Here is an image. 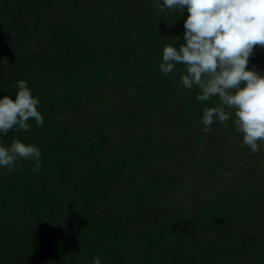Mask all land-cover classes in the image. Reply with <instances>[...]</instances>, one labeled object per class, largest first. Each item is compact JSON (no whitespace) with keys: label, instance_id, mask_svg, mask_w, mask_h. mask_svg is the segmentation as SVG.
Masks as SVG:
<instances>
[{"label":"trees","instance_id":"16d2710c","mask_svg":"<svg viewBox=\"0 0 264 264\" xmlns=\"http://www.w3.org/2000/svg\"><path fill=\"white\" fill-rule=\"evenodd\" d=\"M186 15L153 0H0V96L23 79L43 116L0 136L41 150L39 172L0 168V264H264V142L251 153L231 119L205 131L218 97L195 100L182 64L159 71ZM252 65L264 71V47ZM230 151L242 186L216 173ZM190 164L220 186L183 209L169 194Z\"/></svg>","mask_w":264,"mask_h":264},{"label":"clouds","instance_id":"9594fccd","mask_svg":"<svg viewBox=\"0 0 264 264\" xmlns=\"http://www.w3.org/2000/svg\"><path fill=\"white\" fill-rule=\"evenodd\" d=\"M160 11L187 13L183 20V42L162 48L159 71L169 74L177 63L185 72V89L195 85L197 101L218 97V103L202 109L201 123L208 131L215 122L228 127L232 120L251 153L264 142V71L249 66L254 47H264V0H153ZM14 98L0 96V136L12 129L27 131L29 121L43 124L40 100L23 79L16 83ZM231 111H226L225 109ZM40 147L13 138L0 141V168L11 171L19 160H31L40 171ZM92 264H101L94 257Z\"/></svg>","mask_w":264,"mask_h":264},{"label":"rangeland","instance_id":"374dc122","mask_svg":"<svg viewBox=\"0 0 264 264\" xmlns=\"http://www.w3.org/2000/svg\"><path fill=\"white\" fill-rule=\"evenodd\" d=\"M130 24V23H129ZM229 156H223V161L224 165L221 166L216 165L219 176H223L222 182L225 181L226 183L233 181L236 183L238 186H242V184L239 181V178L234 177V174L237 173L235 170L233 172L227 170L225 166H229L231 160L233 157H236L239 162L238 165L242 164L244 162V159H242L241 155L238 152L235 151H230ZM261 165V164H260ZM246 165L245 167H247ZM195 166L193 164L189 165V168L187 169V173L185 174L186 180L184 181L183 186L178 189L173 191L172 193L170 192L169 197L171 201L173 202L174 205H179L183 209H194L196 201L202 200V202L205 200H210L212 198L211 193L215 191V188L217 186H220L219 183H217L215 180V175L212 176L211 178H198V172L199 170H195ZM212 182V184H210ZM244 187L245 184H243ZM205 204L203 203L201 206H204ZM206 206V205H205Z\"/></svg>","mask_w":264,"mask_h":264}]
</instances>
